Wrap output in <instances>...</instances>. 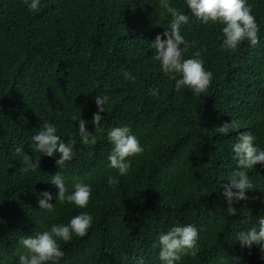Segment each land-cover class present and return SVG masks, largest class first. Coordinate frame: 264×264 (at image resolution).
Listing matches in <instances>:
<instances>
[{
    "label": "trees",
    "instance_id": "16d2710c",
    "mask_svg": "<svg viewBox=\"0 0 264 264\" xmlns=\"http://www.w3.org/2000/svg\"><path fill=\"white\" fill-rule=\"evenodd\" d=\"M188 15L180 32L201 50L212 72L207 90L193 96L174 88L162 73L149 44L171 19L158 0H40L36 10L23 0H0V264H16L24 251L21 237L86 211L92 224L84 236L59 240L58 264H161L159 231L174 223L198 228V252L178 264H264L259 246L241 247L235 232L264 215V164L248 170L253 189L225 210L222 192L235 167L231 144L240 131H251L264 148V0H247L258 24V43L247 40L221 49L222 25L199 22L184 0H169ZM127 70L136 81H126ZM158 88L159 95L149 94ZM108 95L102 125L94 131L96 95ZM97 142H79L80 116ZM47 120L65 142L76 137L74 156L62 169L53 157L32 152L31 135ZM229 123L228 131L221 126ZM128 125L143 152L133 157L124 176L107 167L109 127ZM17 147L39 161L24 172ZM61 171L66 192L82 181L91 185L84 208L56 202L49 181ZM116 177L109 186L107 177ZM52 193L51 211L40 209L37 193Z\"/></svg>",
    "mask_w": 264,
    "mask_h": 264
},
{
    "label": "clouds",
    "instance_id": "9594fccd",
    "mask_svg": "<svg viewBox=\"0 0 264 264\" xmlns=\"http://www.w3.org/2000/svg\"><path fill=\"white\" fill-rule=\"evenodd\" d=\"M23 3L27 9L36 10L40 0H23ZM158 3L162 10L161 15L167 12L171 19L167 21L165 31L162 34L158 33L149 44V48L154 49L152 58L159 62L162 73L174 80L176 90L185 88L190 90L193 96H199L207 90L212 72L205 69L200 49L194 51L191 56H184V53L192 46V42L186 40L181 34L180 25L186 24L189 17L184 11H177L169 0H158ZM184 5L202 24L219 21L222 25L220 31L223 37L219 44L221 49H235L244 40H247L250 46L258 43V24L247 0H184ZM122 75L126 81L133 83L136 81V76L126 69L123 70ZM148 92L152 96L159 95L158 88H149ZM108 101L109 96L106 94L95 96L97 111L93 113L91 119L94 131L102 127L101 113L104 112V106ZM72 119L79 122L76 127L79 142L94 145L97 137L94 131L87 130L86 121L81 118V115L73 116ZM228 125L229 123L223 124L221 131L227 132ZM106 137L111 144L107 155V167L116 169L118 175L124 176L131 167V160L127 158L142 153L143 145L128 125L109 127ZM255 139L251 131L244 130L237 133L231 144L235 167L227 176L229 182L223 185L222 192L228 205L225 212L229 216L237 212V209L233 207L234 203L246 199L248 190L254 188L248 170L258 163L264 164V148L254 143ZM76 143L77 138L71 136L65 142L58 135L56 125L45 120L40 130L31 135L29 147L32 152H39L49 157L55 155V163L62 169L66 161L72 160L73 146ZM15 152L22 154L24 172L38 169L39 161H33L22 151V147H17ZM49 181L58 190L56 202L67 201L78 208H84L87 205L91 194L90 184L77 181L72 185V190L66 192L61 171L51 175ZM106 182L111 186L116 183V177L109 175ZM52 199V193L47 190L37 193L40 209L51 211L54 205L50 202ZM250 221V216L241 220L242 224L248 226L235 232V240L239 241L241 247L251 248L253 244L258 245L261 258H264V215L258 216L255 222L249 223ZM91 224L92 216L82 211L72 216L66 224H52L44 230L21 237L19 244L24 251L17 256L16 264H58L64 256L58 241H68L73 234L84 236ZM154 243L159 245L157 257L161 264H178L185 253L195 255L198 252V228L191 223H174L166 231H159ZM137 264H142V260H137ZM221 264H223V257H221Z\"/></svg>",
    "mask_w": 264,
    "mask_h": 264
}]
</instances>
